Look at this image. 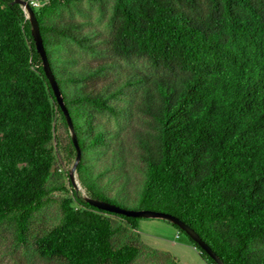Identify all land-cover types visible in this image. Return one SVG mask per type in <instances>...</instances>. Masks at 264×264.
Segmentation results:
<instances>
[{
  "label": "trees",
  "instance_id": "1",
  "mask_svg": "<svg viewBox=\"0 0 264 264\" xmlns=\"http://www.w3.org/2000/svg\"><path fill=\"white\" fill-rule=\"evenodd\" d=\"M25 1L72 120L85 192L55 168L56 118L70 129L28 14L14 0H0V228L14 217L18 240L27 243L35 211L68 184L72 200L63 204L62 224L34 239L43 262L133 264L145 251L180 264L142 242L145 218L100 210L91 198L173 216L223 264H264V0ZM95 21L107 33L92 28ZM136 62L148 72L115 74ZM126 97L128 108L119 104ZM126 112L139 116L127 142L140 174L135 195L125 186L105 188L104 174L87 160L110 152L126 167L125 142L114 136L111 143L96 122ZM70 143L76 161L71 133ZM163 220L207 264H217ZM121 236L126 242L119 244Z\"/></svg>",
  "mask_w": 264,
  "mask_h": 264
},
{
  "label": "rangeland",
  "instance_id": "2",
  "mask_svg": "<svg viewBox=\"0 0 264 264\" xmlns=\"http://www.w3.org/2000/svg\"><path fill=\"white\" fill-rule=\"evenodd\" d=\"M88 8V6H87ZM94 16H97L98 12L93 11ZM88 28V27H87ZM92 28H96L101 32L107 33V29L102 22H93ZM81 61H90L89 58L82 55ZM142 70L148 72V69L142 62H136L134 64H123L116 75H123L129 71ZM121 106L129 107L130 100L126 97L120 101ZM57 125V139L58 146L54 150L57 158L55 168H62L63 171L71 172L75 164V157L72 152V146L70 143V132L64 126L60 116L56 118ZM97 124L107 131L111 143L115 142L114 136H119L126 144L125 158L126 167L122 168L118 162H114L110 156H103L102 154H89V164L94 165L95 174H104L102 181L105 184V188L110 189L115 187L125 186L133 195L139 189L140 174L137 170L136 161L133 155L128 151L127 142L130 140L131 133L134 128L139 125V116L137 114H131L126 112L122 117H113L110 115H101L97 118ZM92 157V159L90 158ZM127 175L130 177L126 180ZM75 183L79 189L84 193L85 191L80 187L78 176L75 172ZM55 184L52 180L49 185ZM121 187V188H122ZM106 189V190H107ZM111 193V192H110ZM66 200H72V192L67 184V190L63 192H55L49 195L42 206L35 211L32 224L27 233V243H22L18 240L16 219L14 217L8 218L0 228V264H61L58 261L43 262L35 255L34 239L45 232L49 231L55 226L62 224L63 222V204ZM74 208H77L75 203L72 204ZM119 207L127 210H140L138 204L133 202L119 203ZM118 221V222H117ZM116 222L119 224V220ZM140 232L142 242L148 247L167 252L177 258L180 264H207L199 255V252L191 246L186 235L180 233L170 223L163 219H143L140 222ZM125 243L124 237H120L117 243ZM128 243L132 242L128 239ZM133 264H165V260L161 257H152L145 251L136 259Z\"/></svg>",
  "mask_w": 264,
  "mask_h": 264
},
{
  "label": "water",
  "instance_id": "3",
  "mask_svg": "<svg viewBox=\"0 0 264 264\" xmlns=\"http://www.w3.org/2000/svg\"><path fill=\"white\" fill-rule=\"evenodd\" d=\"M14 2L23 6V8L26 10V12L28 14V18H29L30 23L32 25V35H33V38H34V41L36 44L37 51L42 58L43 69H44L45 75L50 82V85L52 87V90L54 92L56 100H57L59 106L61 107V110L63 111L64 116H65L66 121H67V124L69 126L72 142H73V144L76 148V152H77L75 164L73 166L72 171L70 172V178H71L73 185L77 186L75 183V172H76L77 165L81 159V152H80V149L78 146L76 135L74 133L71 117H70L69 112H68V110H67V108L63 102V98L61 96L57 82L55 80V77H54L53 72L51 70L49 61L47 59L46 51L44 49V45H43V41L41 38L37 19L35 17V13L27 1H25V0H14ZM86 201L91 206L98 208L100 210H104V211L114 213V214L124 215L127 217L169 220L172 223H174L175 225H177L183 232H185L195 243H197L198 246L202 250H204L214 260L215 263L223 264L220 261V259L214 254V252L211 250V248L194 231V229L187 226L185 223H183L182 221H180L179 219H177L173 216H170V215H167V214H164L161 212H157V211H151V210H127V209L121 208L117 205L110 204V203L104 202V201L93 200L91 198H87Z\"/></svg>",
  "mask_w": 264,
  "mask_h": 264
},
{
  "label": "built area",
  "instance_id": "4",
  "mask_svg": "<svg viewBox=\"0 0 264 264\" xmlns=\"http://www.w3.org/2000/svg\"><path fill=\"white\" fill-rule=\"evenodd\" d=\"M32 5H33L34 7H39V6H40V3L34 1V2H32Z\"/></svg>",
  "mask_w": 264,
  "mask_h": 264
},
{
  "label": "crops",
  "instance_id": "5",
  "mask_svg": "<svg viewBox=\"0 0 264 264\" xmlns=\"http://www.w3.org/2000/svg\"><path fill=\"white\" fill-rule=\"evenodd\" d=\"M141 221H142V220H141ZM141 221H140V222H141ZM140 222H139V234H140V236H141L142 232H140V229H141V228H140ZM177 231H178V230H177ZM191 246H192V245H191ZM192 247H193V246H192ZM176 259H177V258H176ZM177 261L180 263V261H179L178 259H177Z\"/></svg>",
  "mask_w": 264,
  "mask_h": 264
}]
</instances>
